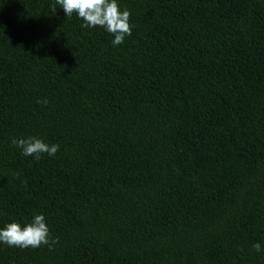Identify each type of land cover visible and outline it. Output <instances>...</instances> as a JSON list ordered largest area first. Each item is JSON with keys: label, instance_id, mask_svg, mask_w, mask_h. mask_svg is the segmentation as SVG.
<instances>
[{"label": "trees", "instance_id": "trees-1", "mask_svg": "<svg viewBox=\"0 0 264 264\" xmlns=\"http://www.w3.org/2000/svg\"><path fill=\"white\" fill-rule=\"evenodd\" d=\"M119 4L113 47L55 0H0V226L43 213L59 240L0 264H264V0Z\"/></svg>", "mask_w": 264, "mask_h": 264}, {"label": "clouds", "instance_id": "clouds-1", "mask_svg": "<svg viewBox=\"0 0 264 264\" xmlns=\"http://www.w3.org/2000/svg\"><path fill=\"white\" fill-rule=\"evenodd\" d=\"M55 4L58 7H52L53 12L57 8L63 9L66 17L75 13L83 21L82 28L100 27L111 34L113 47L122 45L125 37L132 34L129 23L131 13L126 8L121 9L119 0H55ZM38 102L48 103L47 100ZM11 144L20 150L22 156L35 160H40L42 154L55 156L60 148L58 144L48 143L38 136L13 137ZM57 243L58 238L50 236V228L43 213H35L28 222L12 219L0 226V245L21 249L47 245L51 249ZM252 247L257 253L264 252L260 242Z\"/></svg>", "mask_w": 264, "mask_h": 264}]
</instances>
